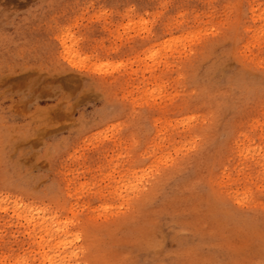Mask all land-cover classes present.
<instances>
[{
  "label": "rangeland",
  "instance_id": "obj_1",
  "mask_svg": "<svg viewBox=\"0 0 264 264\" xmlns=\"http://www.w3.org/2000/svg\"><path fill=\"white\" fill-rule=\"evenodd\" d=\"M0 264H264V0H0Z\"/></svg>",
  "mask_w": 264,
  "mask_h": 264
},
{
  "label": "bare ground",
  "instance_id": "obj_2",
  "mask_svg": "<svg viewBox=\"0 0 264 264\" xmlns=\"http://www.w3.org/2000/svg\"><path fill=\"white\" fill-rule=\"evenodd\" d=\"M62 241V240H61ZM66 257V256H65ZM52 259H53V257H52ZM51 261H54V259L53 260H51Z\"/></svg>",
  "mask_w": 264,
  "mask_h": 264
}]
</instances>
